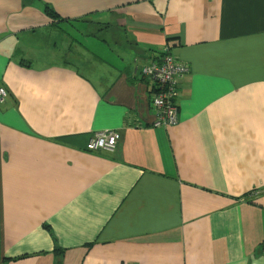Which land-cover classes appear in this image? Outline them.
I'll return each instance as SVG.
<instances>
[{"label": "crops", "instance_id": "0c3cea01", "mask_svg": "<svg viewBox=\"0 0 264 264\" xmlns=\"http://www.w3.org/2000/svg\"><path fill=\"white\" fill-rule=\"evenodd\" d=\"M75 24L100 50L28 60ZM165 49L187 72L155 128ZM0 87V264H264V0H0Z\"/></svg>", "mask_w": 264, "mask_h": 264}, {"label": "built area", "instance_id": "2783aa9c", "mask_svg": "<svg viewBox=\"0 0 264 264\" xmlns=\"http://www.w3.org/2000/svg\"><path fill=\"white\" fill-rule=\"evenodd\" d=\"M140 72L147 80L150 102L156 112V119L151 126L157 128L177 125L179 111L175 103L176 86L179 79L187 72V68L177 63L170 52L165 49L157 59L142 66ZM6 96V91L0 87V102ZM119 138V133L114 130L95 131L88 138L85 149L91 152H111Z\"/></svg>", "mask_w": 264, "mask_h": 264}, {"label": "rangeland", "instance_id": "374dc122", "mask_svg": "<svg viewBox=\"0 0 264 264\" xmlns=\"http://www.w3.org/2000/svg\"><path fill=\"white\" fill-rule=\"evenodd\" d=\"M60 28L63 32L51 31L46 33L42 45H39V42H37V48L27 53L26 56L28 60L34 61L35 65L59 62L61 60L60 56L67 48V45H69V42L66 43V39L68 38V36L71 37V39L74 41V43L71 41V44H74L73 46L75 48L80 49L79 51H81L84 56H86L89 52H92V50H96L95 47H97V50H100L99 47L101 46V44L98 40H102L103 37L101 33L97 31V29L94 31L96 39H93L90 36H85L84 34L79 33L78 29L80 27L77 24L72 26L67 25V27L61 26ZM89 30H92V28H90ZM46 44H53L52 47L50 46L53 53L46 54L47 49L44 47ZM25 45L32 46L34 45V43L29 41L25 43ZM81 71L84 73L83 69H81Z\"/></svg>", "mask_w": 264, "mask_h": 264}, {"label": "trees", "instance_id": "16d2710c", "mask_svg": "<svg viewBox=\"0 0 264 264\" xmlns=\"http://www.w3.org/2000/svg\"><path fill=\"white\" fill-rule=\"evenodd\" d=\"M44 14L49 17L53 23L55 24L56 21H59V17L57 14H55V12L52 10L51 7L45 6L44 8Z\"/></svg>", "mask_w": 264, "mask_h": 264}]
</instances>
